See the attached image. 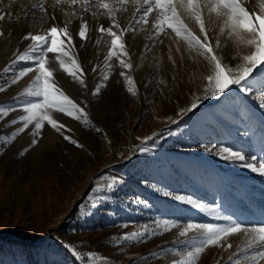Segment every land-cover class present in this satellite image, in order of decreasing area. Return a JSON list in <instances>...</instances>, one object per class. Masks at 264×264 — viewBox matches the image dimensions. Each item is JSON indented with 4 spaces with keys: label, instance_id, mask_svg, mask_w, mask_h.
I'll return each mask as SVG.
<instances>
[{
    "label": "rangeland",
    "instance_id": "1",
    "mask_svg": "<svg viewBox=\"0 0 264 264\" xmlns=\"http://www.w3.org/2000/svg\"><path fill=\"white\" fill-rule=\"evenodd\" d=\"M252 1L244 0V6L258 12L264 0ZM35 2L0 0V14L5 15L0 22L4 33L0 36V85L6 88L0 92V105L11 104L15 97L25 99L22 93L35 80L33 71L8 87L9 77L29 66L25 62L2 75L32 43L23 37L66 24L72 38L69 47L82 63L85 84L54 69L53 53L48 54V67L55 84L84 109L100 132L53 113L65 125L62 134L46 124L38 143L31 146L30 126L11 144L0 145V264H85L65 245L85 258L99 257L104 264H177L184 258L187 242L199 237L196 230L179 235L188 223L224 226L227 221L220 217L228 216L245 226L264 224V175L244 166L264 162V108L259 106L264 86L258 84L254 95L230 91L220 97L208 93L205 98L210 74L206 61L189 51L171 29L150 40L155 12L147 17L146 26L135 24L134 31L124 34L129 55L121 58L132 67L122 69L116 57L106 60L111 38L97 29L111 26L112 21L102 14L91 15L101 10L93 6L85 13L80 6L72 9L46 0L47 18L24 19V9H31ZM137 7L129 0L125 10L116 13L120 29L134 22ZM73 10L75 17L64 15ZM81 18L89 26L86 40L78 35ZM185 23L200 35L192 20L185 18ZM221 26L214 15L206 22L213 44ZM120 29L113 30L119 33ZM62 38L67 44V38ZM219 38L225 45V37ZM253 50L227 41L217 54L223 63L235 67L243 62L242 55ZM121 71L133 79L136 96L127 91L133 85L127 84ZM97 85L100 91L94 96ZM193 103L198 107L187 111ZM21 115L18 109L0 116V134L20 128L21 123L10 121ZM65 135L82 147L65 140ZM221 147L241 151L246 160L221 159ZM177 196L191 197L201 207L183 203ZM93 200L103 203L93 204ZM164 219L179 226L167 232L157 230L142 241L122 238L145 229L151 233L157 221ZM249 236L236 233L222 242L225 247L207 248L198 264L243 260L246 253L241 249ZM227 243L232 247L225 250Z\"/></svg>",
    "mask_w": 264,
    "mask_h": 264
},
{
    "label": "snow or ice",
    "instance_id": "2",
    "mask_svg": "<svg viewBox=\"0 0 264 264\" xmlns=\"http://www.w3.org/2000/svg\"><path fill=\"white\" fill-rule=\"evenodd\" d=\"M129 0H53L55 6L67 5L69 8L75 9L80 6L85 13L89 12L90 7H96L101 10L99 13L92 12L94 17L97 15H104L112 21L111 26L105 28L103 25L98 27V32L110 37V49L108 51L107 59L116 57L122 69L130 70L132 65L126 62L121 57H128L127 45L123 41V36L126 32L134 31L135 24L142 23L147 25L149 23L147 17L155 12L154 22L152 28L154 35H150V40H155L166 29H171L176 37L180 38L187 46V49L194 52L197 56L202 57L210 70L207 76L208 87L204 89L205 98L210 93L212 97H220L230 91H237L244 94V96L254 95L256 86L259 84L264 86V3L261 4L260 10L250 11L244 6V0H131L132 3L138 4L136 14L134 15V22L131 23L127 29H120V24L116 18V13L124 9V5ZM46 0H36L32 4L31 9H24V19L33 20L45 19L49 13L45 7ZM42 15L37 16V13ZM207 12V17L205 16ZM64 15L75 17V11L65 12ZM213 15L222 21L219 35L215 38V44L211 42L206 29V22L210 21ZM185 18L192 20L198 26L200 35L195 34L189 26L185 23ZM55 19V16H52ZM82 19V18H81ZM5 20V15L0 14V22ZM88 24L82 19L78 35L81 40L88 38ZM120 29V32L113 29ZM4 33L0 31V36ZM225 37V45L227 41H232L236 46H244L254 49L250 54H244L240 57L242 63L231 67L223 63L222 57L217 54V49L225 46L221 44L220 36ZM67 38V44L65 39ZM25 40H30L32 43L22 53L16 56V59L8 67L4 69L2 75H8L12 72L19 62H25L29 66L20 68L9 77L8 87L17 84L23 77L35 71L37 74L32 84L22 93L25 99L15 97L13 102L8 105H0V116L7 117L11 112L22 110L24 115L17 119L10 121L12 125L21 123V127L16 129L13 133L0 134V145H8L15 141L18 136L25 132L32 126L30 135L33 137L31 146L38 143V138L42 134V129L45 125L51 126L57 132H61L65 125L59 124L53 117V113H62L65 116L71 117L74 120L80 121L85 127L100 132V129L95 128L88 119L87 113L83 108L78 106L72 99H70L56 84L53 79L54 72L48 67V54H55V61L59 67L68 76L72 77L74 82L84 85L82 78L84 73L76 56L72 54L69 45L72 43L71 34L65 24L64 27L52 26L45 34H32L29 32L23 37ZM162 42V41H161ZM100 41H97L99 44ZM74 47V46H73ZM148 50V46H145ZM179 51V49H177ZM95 71V69H93ZM259 78H258V76ZM120 75L124 77L128 85H133L127 88V91L133 96L137 95L134 90V82L131 77L125 75L121 71ZM109 77L104 76L107 80ZM100 85H97L93 95H98ZM6 91L4 85H0V92ZM199 99V98H197ZM259 106L264 108V99L261 100ZM198 107L197 103H193L187 111H193ZM62 134V132H61ZM246 134V133H245ZM65 140H68L77 147H82L76 140L65 135ZM24 151H27L25 149ZM220 158L232 161H245L246 156L241 151H234L231 147H221L219 149ZM24 152L21 153L23 155ZM253 160L256 157H252ZM253 172H258L264 175V162L257 166L253 163L246 165ZM109 187H112L111 185ZM176 199L183 203L190 204L196 208L201 205L193 200L191 197L177 196ZM93 204L103 203V201L93 200ZM213 212H218V209H212ZM221 219L227 221L224 226H217L213 224H192L188 223L180 232V236H185L191 230H196L199 237L196 240L187 242L186 253L183 259L177 261V264H198V261L209 247H225L222 242L227 241L228 237L236 233L250 234L246 247L241 249L246 255L243 260L236 259L233 264H244L248 261L249 264H260L264 261V224L259 226H245L242 223L233 220L228 216H222ZM126 226V225H125ZM176 221L164 219L157 221L156 228L150 233L147 229L143 231H134L128 235L123 236L125 241H142L149 236H154L157 230L167 232L173 228L178 227ZM75 259L85 260V264H104V261L99 257L89 255L87 258L83 257L79 251L65 245ZM232 244L227 243L226 248H231ZM254 249L253 251H249ZM164 250H161L163 253ZM231 259V257H230Z\"/></svg>",
    "mask_w": 264,
    "mask_h": 264
},
{
    "label": "bare ground",
    "instance_id": "3",
    "mask_svg": "<svg viewBox=\"0 0 264 264\" xmlns=\"http://www.w3.org/2000/svg\"><path fill=\"white\" fill-rule=\"evenodd\" d=\"M249 1H250V0H249ZM251 1H252V0H251ZM245 2H246V1H245ZM245 2H244V3H245ZM252 2H253V1H252ZM259 2H260V1H259ZM247 3H249V2H247ZM255 3L258 4V2H256V1H255ZM245 4H246V3H245ZM259 5H260V4H259ZM253 6H254V5H253ZM254 7H255V6H254ZM254 7H253V8H254ZM256 7H257V6H256ZM256 7H255V9H256ZM258 9H259V8H258ZM73 54H75V53H73ZM51 63H52V61H51ZM52 65H53V63H52ZM54 65H55V66H58L57 63H56L55 61H54ZM54 65H53V68H54V69H59V68H60V67L57 68V67H55ZM80 65H81V67H82V63H81ZM60 69H61V68H60ZM61 70H62V69H61ZM57 71H58V70H57Z\"/></svg>",
    "mask_w": 264,
    "mask_h": 264
}]
</instances>
